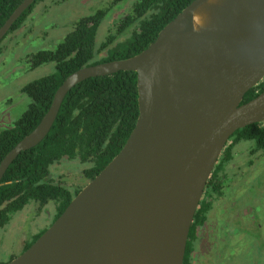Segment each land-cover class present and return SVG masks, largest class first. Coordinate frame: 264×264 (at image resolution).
Segmentation results:
<instances>
[{
    "label": "water",
    "instance_id": "1",
    "mask_svg": "<svg viewBox=\"0 0 264 264\" xmlns=\"http://www.w3.org/2000/svg\"><path fill=\"white\" fill-rule=\"evenodd\" d=\"M36 0H24L0 41ZM138 76L139 117L114 159L23 253L7 264H184L208 180L230 137L264 121V0H194L139 54L70 74L36 128L0 163L1 180L49 134L77 84Z\"/></svg>",
    "mask_w": 264,
    "mask_h": 264
},
{
    "label": "trees",
    "instance_id": "2",
    "mask_svg": "<svg viewBox=\"0 0 264 264\" xmlns=\"http://www.w3.org/2000/svg\"><path fill=\"white\" fill-rule=\"evenodd\" d=\"M23 1L0 0V28ZM40 1L62 3L69 0H36L9 32L22 29ZM125 1L113 0L111 6ZM192 1L137 0L131 12L120 18L116 33L97 46L99 28L112 7L100 9L77 20L72 31L55 50L43 49L29 54L32 68L54 63L56 71L23 86L22 91L32 102L13 127L0 132V163L40 123L56 91L70 74L85 66L139 54ZM137 81V72L119 71L112 75L91 77L69 91L46 138L17 156L2 178L0 234L14 215L31 204L44 208L52 202L55 205L53 220H56L81 191L82 188L74 189L57 180L55 166L65 160L85 164L84 169L80 165L82 172L91 180L114 159L130 137L139 117ZM263 91L264 80L245 94L242 104ZM249 139L254 141L255 150L264 152V121L238 129L230 137L213 169L208 186L218 179L220 167L232 159L236 145L241 140ZM47 229L35 234L24 251ZM15 257L12 255L9 259L0 260V264H7Z\"/></svg>",
    "mask_w": 264,
    "mask_h": 264
},
{
    "label": "rangeland",
    "instance_id": "3",
    "mask_svg": "<svg viewBox=\"0 0 264 264\" xmlns=\"http://www.w3.org/2000/svg\"><path fill=\"white\" fill-rule=\"evenodd\" d=\"M136 1L126 0L113 6H111L113 0H69L57 6H54L57 4L55 2H43L42 10L36 13L20 32L22 39L18 44L15 41L11 43L8 51L0 58V132L19 120L32 102L31 98L22 92L23 86L56 71L54 63L31 68L28 61L29 54L43 49L55 50L72 31L77 20L100 9L112 7L99 28L97 36V46H99L116 33L118 19L121 15L130 12ZM6 44L7 42H4L2 47ZM250 145L251 143L242 142L239 147ZM78 165L77 162L65 160L55 166L56 179L74 189L84 187L88 179L82 169L86 165L80 164L82 169ZM228 192L224 204L228 198L230 204L234 203L232 213L235 216H230L228 220L222 216L220 223L236 224L235 218L236 220L239 218L236 222L239 231L243 233L239 238L238 260L233 259L232 263L264 264V155L256 159V169L242 176L241 181L232 184ZM51 205L52 207H47V210L41 209L38 204L31 205L20 217L25 223L23 230H19L15 225V234L10 238L6 236L11 232V228L4 230L0 239V251L5 249L3 240L10 244L12 239H15L14 245L8 249L10 253L18 256L30 236L49 227L53 222L55 211H53L54 204ZM229 242L227 239L225 243ZM232 252L231 244L228 248V258Z\"/></svg>",
    "mask_w": 264,
    "mask_h": 264
},
{
    "label": "flooded vegetation",
    "instance_id": "4",
    "mask_svg": "<svg viewBox=\"0 0 264 264\" xmlns=\"http://www.w3.org/2000/svg\"><path fill=\"white\" fill-rule=\"evenodd\" d=\"M42 3L43 1H40L36 5L37 8L32 13L29 20L36 13L42 10L43 8ZM55 3L57 4L54 6H57L59 4H62L63 2L62 3L55 2ZM40 4H42V6H40L39 8ZM124 15H121L120 18H122ZM120 18L118 19L116 25L120 23ZM22 29L15 30L12 32H9L10 31L9 30L6 33L8 34V36L2 41V39L6 36L5 34V36L1 39L2 42L0 41L1 42L0 58L2 57V55H4L5 52L8 51V47L10 46L11 43L15 41V43L18 44V42L22 39L20 38L21 36L20 32L22 31ZM4 42L5 43L7 42V44L4 47H2ZM15 123L13 125L4 128L3 130L13 127ZM242 142L251 143V145L245 147H241V146L239 147L240 143ZM254 148H255L254 141L250 139L241 140L236 145V148L233 149L232 159L229 161L227 160L225 164H223L220 167L221 170L218 174V179L215 182H213L211 186H208L207 183L204 194L197 209L198 214L197 215L195 214L194 220L191 224V228L187 240L184 264H235L232 263L234 261L233 259L238 260L237 251L239 250L238 249L239 238H241L243 234L241 231H239L238 223L236 222L238 221L239 218L237 217L238 218L237 220L235 218L236 224H234L233 222H227L225 225H222L220 221L222 220V216H225L224 218L225 220L230 219V216H235L232 213V210L234 208V203L230 204L228 198L227 202L224 204V201L226 200L229 193L228 191L232 188V184H236L238 181L242 180V176H246L249 172L254 171L256 169V159H258L260 155H264V152L262 150H255ZM217 164L218 162L216 163V165ZM89 181L90 180L88 179V182ZM51 204L52 202L49 203L44 208H41L40 205L39 207L41 209L47 210L46 209L47 207H52ZM30 206L24 208L21 212L13 216L11 222L1 230L0 239L2 237V233H4V230L8 229V227L11 228V232H8L6 236L9 238L15 234L16 231L15 225L19 227V230H23L25 223L23 220H20V217L27 211V209ZM53 211H55V205L53 207ZM245 211L246 210H243V212ZM246 212L249 213V211ZM54 221L55 220H53V222L49 225V227L54 223ZM34 236L35 234L30 236L29 239L24 243L21 253L24 252L25 246L27 245L28 242L32 240ZM227 239L230 241L229 243H225ZM14 242L15 239L14 240L12 239L11 243L7 244L5 240H3V246H5V249L0 251V260L9 259L13 255L12 253H10L9 249L12 245H14ZM231 244L233 245V252L230 254V258H228L227 257L228 248L231 246Z\"/></svg>",
    "mask_w": 264,
    "mask_h": 264
}]
</instances>
